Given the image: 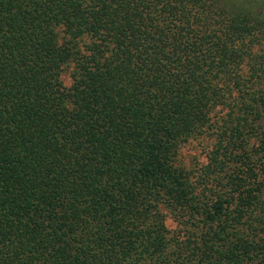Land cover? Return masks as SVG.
Wrapping results in <instances>:
<instances>
[{
    "label": "trees",
    "instance_id": "obj_1",
    "mask_svg": "<svg viewBox=\"0 0 264 264\" xmlns=\"http://www.w3.org/2000/svg\"><path fill=\"white\" fill-rule=\"evenodd\" d=\"M0 264H264V10L0 0Z\"/></svg>",
    "mask_w": 264,
    "mask_h": 264
},
{
    "label": "rangeland",
    "instance_id": "obj_2",
    "mask_svg": "<svg viewBox=\"0 0 264 264\" xmlns=\"http://www.w3.org/2000/svg\"><path fill=\"white\" fill-rule=\"evenodd\" d=\"M221 6L229 13L247 12L251 11L255 14L262 12L264 10V0H218ZM65 77V76H64ZM67 79V78H66ZM65 79V82H66ZM200 144L203 142L197 139ZM178 160L183 164L184 168L188 170L191 169L194 162L202 159L201 147L194 141H188L178 150Z\"/></svg>",
    "mask_w": 264,
    "mask_h": 264
}]
</instances>
